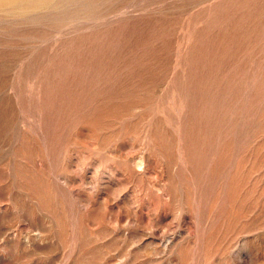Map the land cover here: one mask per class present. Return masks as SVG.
<instances>
[{
	"label": "rangeland",
	"instance_id": "374dc122",
	"mask_svg": "<svg viewBox=\"0 0 264 264\" xmlns=\"http://www.w3.org/2000/svg\"><path fill=\"white\" fill-rule=\"evenodd\" d=\"M0 264H264V0H0Z\"/></svg>",
	"mask_w": 264,
	"mask_h": 264
}]
</instances>
